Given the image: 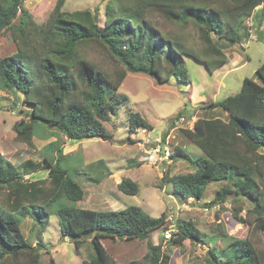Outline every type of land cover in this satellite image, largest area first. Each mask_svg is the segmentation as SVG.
Segmentation results:
<instances>
[{
  "label": "trees",
  "instance_id": "16d2710c",
  "mask_svg": "<svg viewBox=\"0 0 264 264\" xmlns=\"http://www.w3.org/2000/svg\"><path fill=\"white\" fill-rule=\"evenodd\" d=\"M24 1L0 0V36L10 31L16 47L13 54L0 60V91L12 96L19 93L22 103L28 106L26 112L20 111L26 120L16 123L14 130L17 141L29 147L38 126V138H44V132H55L72 142H112L104 124L116 114L118 105L128 100L116 95L128 73L145 75L159 85L171 79L189 85L184 61L189 57L213 74L228 61L217 42L235 44L241 42L240 37L248 38L244 21L254 19L256 11L264 9V0H105L100 27L98 8L66 13L60 0L48 20L41 23L24 8ZM153 17L177 28L192 25L201 49L196 50L179 34L161 32ZM90 45L101 47L121 65L114 78L81 58L80 48ZM255 75L258 82L245 78L237 94L200 107L220 108L226 119L198 118L192 130H182L203 157L192 160L176 148L172 161L181 158L195 165L196 170L185 175L165 173L160 188L170 183L180 201L192 199L199 203L210 183L226 181L227 185L218 189L204 208L224 209L229 202L235 221L264 235V62ZM138 130L152 131L153 127L139 113H130L128 135ZM167 135L163 134V142ZM127 141L133 143L130 138ZM49 149L50 159L44 156L39 163L28 159L18 166L0 154V191L7 192L5 202L0 204V263L41 264V252L47 251L41 235L38 233L34 245L30 244L20 232V222L37 216L44 226L48 219L46 207L51 203L62 199L78 202L85 196L71 178L74 173L63 168L62 149L55 144ZM45 169L47 178L41 180ZM117 188L127 196L138 194L137 184L129 179H123ZM245 197L253 206L242 217ZM56 215L61 238L73 242L76 249L81 247L82 238L92 236L94 253L82 264H117L100 239L145 241L166 225L164 215L151 218L136 206L98 212L59 207ZM174 227L168 247H181L184 241L206 244L191 221L178 220ZM217 227L215 233L228 236L222 226ZM231 246L224 263L209 250L208 264H264V254L257 253L248 240H235ZM168 250L162 244L148 242L143 258L129 264H170Z\"/></svg>",
  "mask_w": 264,
  "mask_h": 264
},
{
  "label": "rangeland",
  "instance_id": "374dc122",
  "mask_svg": "<svg viewBox=\"0 0 264 264\" xmlns=\"http://www.w3.org/2000/svg\"><path fill=\"white\" fill-rule=\"evenodd\" d=\"M60 0H25L24 8L41 23H45L57 2ZM63 12L99 9V26H103L105 0H62ZM264 10V9H263ZM157 28L163 33H176L184 41L201 49L198 42L197 30L192 25L177 28L159 17H153ZM16 23V22H15ZM249 32L248 38L240 37V43L217 42L223 50L227 63L214 74H209L206 67L195 60L184 57L185 68L188 72L189 85H182L171 79L166 85H159L145 75L128 73L117 96H126L128 100L118 105L116 114L104 126L112 136V142L97 139L81 142L66 140L58 133L50 130L44 138L36 135L41 126L35 130L32 147L17 141L14 125L22 119L28 106L22 103L19 93L5 94L0 91V154L9 162L18 166L26 160L35 163L42 162L43 157L50 159L49 146L57 145L62 149L65 160L63 168L69 169L71 175L83 189L85 196L81 201L70 202L66 199L56 200L46 207L47 223L43 226L37 216L27 217L20 222L19 229L24 238L32 245L40 233L47 251L41 252V264H82L94 253L91 245L92 236L81 240V247L76 249L73 242L61 238L60 221L56 215L59 207L87 209L92 211H121L130 206L139 207L144 214L151 218L165 216L166 225L161 230L153 232L148 240H112L100 239L106 253L117 264H129L140 261L147 253V243L162 244L171 252L170 264H208L212 250L220 262L224 263L232 251L235 240H248L257 253L264 254V235L252 229L247 224L235 221L231 214V205L227 202L224 209L219 206L212 209L204 205L212 201L218 189L227 185L226 181L212 182L208 185L199 203L192 199L180 201L173 186L169 183L160 188L161 179L165 173L170 175H185L194 173L195 165L181 158L173 162L171 155L179 148L194 160L203 157L202 152L193 145L182 133V130H192L195 121L202 119H226V114L220 108L203 109L211 103L220 102L240 91L243 79L258 82L255 75L257 68L264 62V11L256 13L254 19L244 21ZM16 47L10 38V31L0 36V60L10 56ZM79 54L88 63L108 77L114 78L115 73L122 69L105 50L97 45L80 48ZM238 56V57H237ZM241 60V62H238ZM201 100H194L192 98ZM130 113H139L149 123L152 131L138 130L135 135H128V117ZM182 115L178 117V114ZM167 133L164 142L163 134ZM39 135V134H38ZM133 143H130L128 140ZM54 158L59 153L55 149ZM75 161L73 164L72 162ZM78 161V162H77ZM48 170H43L42 179L47 178ZM28 178L25 177V180ZM123 179H129L138 186L136 196L121 193L117 186ZM30 182L39 180L29 179ZM47 187V186H45ZM7 192L0 191V204L6 200ZM244 211L251 209L253 203L245 197L242 199ZM191 221L202 233L206 244H190L184 241L178 248L168 247L165 232L175 229L177 221ZM220 224V225H219ZM35 229H32V226ZM217 226H222L228 234L222 237L215 233ZM174 234V233H173ZM213 237L215 239H213ZM0 264H12L5 261Z\"/></svg>",
  "mask_w": 264,
  "mask_h": 264
},
{
  "label": "built area",
  "instance_id": "2783aa9c",
  "mask_svg": "<svg viewBox=\"0 0 264 264\" xmlns=\"http://www.w3.org/2000/svg\"><path fill=\"white\" fill-rule=\"evenodd\" d=\"M174 232H175V230H172V229L166 231L165 235H164L165 240L169 241L172 238V235Z\"/></svg>",
  "mask_w": 264,
  "mask_h": 264
},
{
  "label": "crops",
  "instance_id": "0c3cea01",
  "mask_svg": "<svg viewBox=\"0 0 264 264\" xmlns=\"http://www.w3.org/2000/svg\"><path fill=\"white\" fill-rule=\"evenodd\" d=\"M259 8H261V7H259ZM262 11H264V10L259 9L258 11H256V13H261ZM256 13H255V14H256ZM237 57H238V56H237ZM239 60H240V58H239ZM238 62H241V60L238 61ZM219 69H220V68H219ZM217 70H218V69H217ZM217 70H216V71H217ZM216 71H215V72H216ZM215 72H214V73H215ZM214 73H213V74H214ZM192 99H194L195 101L198 100L199 102H201V100H199L198 98H196V96H195V98H192Z\"/></svg>",
  "mask_w": 264,
  "mask_h": 264
}]
</instances>
